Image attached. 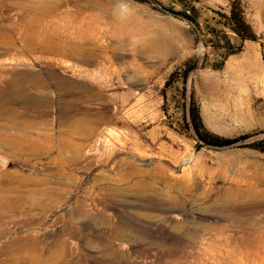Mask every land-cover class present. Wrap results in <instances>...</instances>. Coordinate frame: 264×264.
Segmentation results:
<instances>
[{
    "label": "rangeland",
    "instance_id": "374dc122",
    "mask_svg": "<svg viewBox=\"0 0 264 264\" xmlns=\"http://www.w3.org/2000/svg\"><path fill=\"white\" fill-rule=\"evenodd\" d=\"M39 1L0 0V263L264 264V0Z\"/></svg>",
    "mask_w": 264,
    "mask_h": 264
},
{
    "label": "crops",
    "instance_id": "0c3cea01",
    "mask_svg": "<svg viewBox=\"0 0 264 264\" xmlns=\"http://www.w3.org/2000/svg\"><path fill=\"white\" fill-rule=\"evenodd\" d=\"M249 56H245V61L242 63V67L240 69H236L239 73L242 74V84L241 88L243 91H246L250 94L252 93L251 82L252 76L256 75L258 77L257 71H254L250 68V63H246ZM245 67V68H244ZM229 70L225 69V73H218L217 76H212L209 78H202L196 84V87L200 90V94L202 96L203 101L215 103H226L229 101H236L240 99V96H233L229 91V81L225 79L228 76ZM257 91V90H256Z\"/></svg>",
    "mask_w": 264,
    "mask_h": 264
},
{
    "label": "bare ground",
    "instance_id": "6f19581e",
    "mask_svg": "<svg viewBox=\"0 0 264 264\" xmlns=\"http://www.w3.org/2000/svg\"><path fill=\"white\" fill-rule=\"evenodd\" d=\"M36 2V1H35ZM38 3L37 5H35L36 7H34L35 11L37 12V10H41V3L39 0H38ZM14 4V3H13ZM21 4V3H20ZM27 9V8H26ZM28 11V10H27ZM30 11V10H29ZM32 11V10H31ZM42 12V11H41ZM32 14H35L34 13H31ZM42 15V14H41ZM34 17V16H33ZM39 17V15H38ZM36 20H38V18H34ZM90 35V34H89ZM36 39V38H35ZM72 39H75V40H79V41H85L87 40L88 38H72ZM22 44V43H21ZM13 46V45H12ZM13 91H17L18 93L16 94H12L11 96H9V94L7 95V93H3V92H0V117H6L7 114H9V110L11 108L12 105H24V106H28L29 104V100L27 97H25L24 95V92H22L21 90H16L14 89L13 87L11 86H8L7 88V92H13ZM8 122V121H7ZM12 124H14L12 122ZM16 124V123H15ZM2 125V124H0ZM6 125V124H5ZM3 124V126H5ZM10 125V124H9ZM16 126V125H15ZM7 128V127H6ZM5 136V135H4ZM0 143L2 144H7V139L5 137H2L1 138V141ZM21 148V147H20ZM14 203V202H13ZM12 206V204L10 203V200H2L0 199V225L2 224V222L5 220V214H6V210L9 209L10 207ZM22 206V205H21ZM17 209V208H16ZM17 250L19 249L18 247H15V246H10L8 247L6 250H3V251H0V254L3 255V256H6L7 254H9L12 250ZM8 258V257H7ZM38 259V257H37ZM47 259V258H46ZM52 261V259H51ZM2 262V261H1ZM6 261H4V263H0V264H7L5 263ZM12 262V261H11ZM26 262V261H25ZM30 262V261H29ZM44 262V261H43ZM14 264H17L16 262H13ZM51 263V262H49ZM53 263V262H52ZM10 264V263H8Z\"/></svg>",
    "mask_w": 264,
    "mask_h": 264
},
{
    "label": "trees",
    "instance_id": "16d2710c",
    "mask_svg": "<svg viewBox=\"0 0 264 264\" xmlns=\"http://www.w3.org/2000/svg\"><path fill=\"white\" fill-rule=\"evenodd\" d=\"M233 31L238 34V31H236V30H233ZM187 75H188V73L186 74V72H185V74H184V82L187 79ZM197 116H196V119L193 120V122H192L195 136H196L197 139H199L200 141H202L204 143H207L208 145H211V146H214V147H227V146H231V145L237 144L239 141L248 139L247 137H243V138H240L238 140H228V141H221V140L216 139L214 142H208L209 138L207 136H203L199 132V125H197V122H199V118ZM251 148L253 150H256V151L264 154V139L261 140V141H258L256 143H253Z\"/></svg>",
    "mask_w": 264,
    "mask_h": 264
},
{
    "label": "clouds",
    "instance_id": "9594fccd",
    "mask_svg": "<svg viewBox=\"0 0 264 264\" xmlns=\"http://www.w3.org/2000/svg\"><path fill=\"white\" fill-rule=\"evenodd\" d=\"M121 11H126L127 10V6L124 4L120 5Z\"/></svg>",
    "mask_w": 264,
    "mask_h": 264
}]
</instances>
